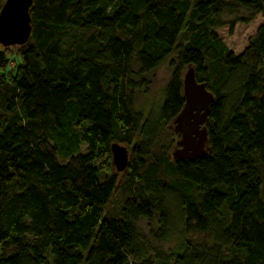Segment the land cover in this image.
<instances>
[{"label":"trees","instance_id":"trees-1","mask_svg":"<svg viewBox=\"0 0 264 264\" xmlns=\"http://www.w3.org/2000/svg\"><path fill=\"white\" fill-rule=\"evenodd\" d=\"M30 15L27 43L0 45V264H264V0H33ZM259 15L239 53L218 34ZM173 53L146 116L135 92ZM191 67L214 96L207 152L176 159ZM171 198L197 237L165 260L136 225L165 241Z\"/></svg>","mask_w":264,"mask_h":264},{"label":"water","instance_id":"water-1","mask_svg":"<svg viewBox=\"0 0 264 264\" xmlns=\"http://www.w3.org/2000/svg\"><path fill=\"white\" fill-rule=\"evenodd\" d=\"M33 0H6L0 10V45L15 46L27 43L31 36L30 8ZM186 103L175 118V132L181 133L180 149L173 152L176 159L198 157L207 152L209 105L213 94L195 77L193 67L184 76ZM198 105V107L196 106ZM113 160L118 171H123L129 161V150L120 143L112 144Z\"/></svg>","mask_w":264,"mask_h":264},{"label":"rangeland","instance_id":"rangeland-1","mask_svg":"<svg viewBox=\"0 0 264 264\" xmlns=\"http://www.w3.org/2000/svg\"><path fill=\"white\" fill-rule=\"evenodd\" d=\"M250 13L244 9H240L235 14H226L225 19L229 21L237 20L242 16H248ZM261 15L257 16L251 23H237L233 29L229 26L218 30V34L226 42V44L235 52H241L247 45L249 38L256 32L257 27L262 22ZM15 51V46L12 48ZM176 53H173L165 62H163L158 68L150 72L146 78L149 81L148 86L145 89H139L135 92L134 107L137 111L143 112L146 116H157L160 112L161 106L164 102L166 95V88L171 79L173 68L170 65L171 60L175 59ZM135 71L138 66L135 64ZM187 70L184 72L186 73ZM135 80H139V76L133 75ZM176 141L180 139V135H176ZM124 145V144H123ZM176 143L170 149V155L176 148ZM126 146V145H124ZM127 147V146H126ZM128 148V147H127ZM129 150V148H128ZM82 151H86V143L82 146ZM111 158L114 168L117 167L113 160V152H111ZM103 163V167L107 166L108 160ZM116 196V195H115ZM116 201L113 200L111 206L115 205ZM168 212H169V230L168 238L163 242H158L151 235L153 229H157L156 223L149 221L146 218H142L137 222V229L142 240L146 241L153 249L154 254L152 257L157 256L160 259L174 258L181 255L185 251L186 242L188 239L196 238L197 235L185 230L183 224L182 211L174 198L167 200Z\"/></svg>","mask_w":264,"mask_h":264},{"label":"flooded vegetation","instance_id":"flooded-vegetation-1","mask_svg":"<svg viewBox=\"0 0 264 264\" xmlns=\"http://www.w3.org/2000/svg\"><path fill=\"white\" fill-rule=\"evenodd\" d=\"M196 106L198 107V105H196ZM177 135H180V138H181V133H177ZM179 140H180V139L177 140V145H176L175 150H176V149H180V148L182 147V145L179 143ZM175 150H174V151H175ZM174 151H173V152H174Z\"/></svg>","mask_w":264,"mask_h":264}]
</instances>
